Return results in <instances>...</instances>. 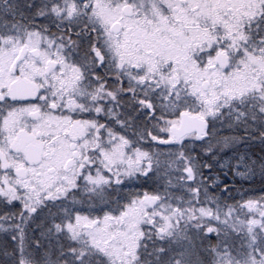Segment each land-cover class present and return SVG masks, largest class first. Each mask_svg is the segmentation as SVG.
Returning a JSON list of instances; mask_svg holds the SVG:
<instances>
[{"label":"snow or ice","instance_id":"obj_1","mask_svg":"<svg viewBox=\"0 0 264 264\" xmlns=\"http://www.w3.org/2000/svg\"><path fill=\"white\" fill-rule=\"evenodd\" d=\"M0 264H264V0H0Z\"/></svg>","mask_w":264,"mask_h":264}]
</instances>
